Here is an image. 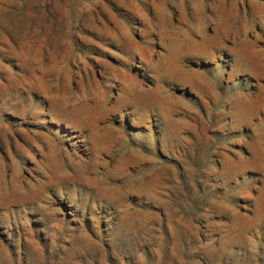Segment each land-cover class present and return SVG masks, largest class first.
<instances>
[{
	"label": "rangeland",
	"instance_id": "rangeland-1",
	"mask_svg": "<svg viewBox=\"0 0 264 264\" xmlns=\"http://www.w3.org/2000/svg\"><path fill=\"white\" fill-rule=\"evenodd\" d=\"M0 264H264V0H0Z\"/></svg>",
	"mask_w": 264,
	"mask_h": 264
}]
</instances>
